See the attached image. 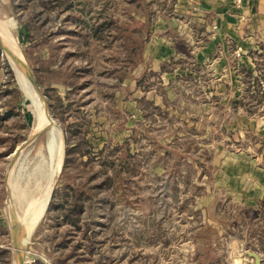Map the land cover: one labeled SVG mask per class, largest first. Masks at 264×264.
I'll return each mask as SVG.
<instances>
[{"label": "rangeland", "instance_id": "1", "mask_svg": "<svg viewBox=\"0 0 264 264\" xmlns=\"http://www.w3.org/2000/svg\"><path fill=\"white\" fill-rule=\"evenodd\" d=\"M172 1L0 0V264L15 221L25 264H264V49L262 85L230 56L169 78L144 51Z\"/></svg>", "mask_w": 264, "mask_h": 264}, {"label": "crops", "instance_id": "2", "mask_svg": "<svg viewBox=\"0 0 264 264\" xmlns=\"http://www.w3.org/2000/svg\"><path fill=\"white\" fill-rule=\"evenodd\" d=\"M168 11L156 10L145 42L144 53L152 69L171 74L170 78L178 76L175 69L164 67L170 60L188 58L200 64L216 58L217 63L227 65L230 56L237 77L247 68L253 80L256 77L262 85L260 76L264 74L256 72V56L264 49V0H243L240 4L235 0H173ZM253 92L264 93V87L258 86ZM250 175L243 180L244 197L264 199V182Z\"/></svg>", "mask_w": 264, "mask_h": 264}, {"label": "trees", "instance_id": "3", "mask_svg": "<svg viewBox=\"0 0 264 264\" xmlns=\"http://www.w3.org/2000/svg\"><path fill=\"white\" fill-rule=\"evenodd\" d=\"M245 72L248 74V76L250 78H252L253 80V73L251 70L245 68ZM257 80V78L255 77L253 81ZM73 149V148H72ZM69 148H66V151L68 152ZM74 190V189H73ZM73 196V197H72ZM71 197L72 202L69 203V207L66 209L67 211L63 213L62 215V219L65 222H70L72 224H76L77 223V219L73 217V215H78L80 212H82L83 210V205L77 203V201L80 199V193H76L74 195H72ZM66 202L68 200H65ZM261 201H264V199H262ZM64 202L56 204V208H63ZM65 210V209H63ZM262 250H264V247L261 248ZM0 252H6L5 250H0Z\"/></svg>", "mask_w": 264, "mask_h": 264}, {"label": "water", "instance_id": "4", "mask_svg": "<svg viewBox=\"0 0 264 264\" xmlns=\"http://www.w3.org/2000/svg\"><path fill=\"white\" fill-rule=\"evenodd\" d=\"M25 69H26V72H27V75L29 77V79L31 80V82L36 86V88L38 89L39 91V87L37 86L34 78L31 76L30 72H29V69L27 68V66L25 65ZM46 127L42 128L40 131L34 133L29 139L27 142H30L31 140H33L34 138H36V136L41 133L43 130H45ZM26 142V143H27ZM21 230H20V226L18 224V222H14L12 224V235H13V239H14V242H15V246L17 248V257H18V264H25L26 261H24L23 259V256L21 254V251H22V247H21ZM18 236H19V239H18ZM250 254H252V256H254L256 258L257 261H259V257L256 253L254 252H250Z\"/></svg>", "mask_w": 264, "mask_h": 264}, {"label": "bare ground", "instance_id": "5", "mask_svg": "<svg viewBox=\"0 0 264 264\" xmlns=\"http://www.w3.org/2000/svg\"><path fill=\"white\" fill-rule=\"evenodd\" d=\"M0 36H1V38L2 39H4V40H6L5 38H4V36H3V34H2V32L0 31ZM7 41V40H6ZM12 55H13V57L15 58V56H14V53H12ZM20 57V56H19ZM21 58V57H20ZM16 59V58H15ZM22 64H23V68H24V71H25V75H26V78L31 82V80L29 79V77H28V75H27V72H26V69H25V62L22 60ZM36 101L38 102V106L40 107V109H42V110H44L45 111V109H44V103L42 102V100H41V97H39V95L38 94H36ZM38 108V107H37ZM43 115V117H41V118H45V114L43 113L42 114ZM47 119V118H46ZM47 121H49V123H52V121L50 120V118L47 120ZM43 122H44V120H43ZM53 124V123H52ZM57 163V166L59 165V162H56ZM53 183V182H52ZM50 189H51V185H48V188L46 189V191L42 194V196L39 198V200H38V202H37V204H36V206L34 207V209H33V211H32V214H31V216H30V221H31V219H32V217L35 215V213H36V211L38 210V208L41 206V204H42V202H46L47 201V198H48V195H49V192H50ZM42 209H43V205L41 206V211H42ZM31 228V225L29 226V229ZM28 229V228H27ZM25 231V234L23 233V235H22V238H21V242L22 241H24L25 242V238H26V234H27V230L25 229L24 230ZM23 242V243H24Z\"/></svg>", "mask_w": 264, "mask_h": 264}, {"label": "built area", "instance_id": "6", "mask_svg": "<svg viewBox=\"0 0 264 264\" xmlns=\"http://www.w3.org/2000/svg\"><path fill=\"white\" fill-rule=\"evenodd\" d=\"M235 1H236V3H238V4H240V3L243 2V0H235Z\"/></svg>", "mask_w": 264, "mask_h": 264}]
</instances>
